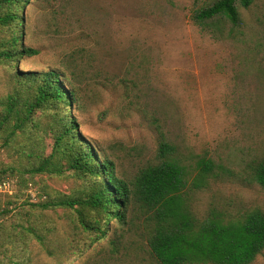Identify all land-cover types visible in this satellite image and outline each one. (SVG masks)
<instances>
[{"label": "rangeland", "instance_id": "374dc122", "mask_svg": "<svg viewBox=\"0 0 264 264\" xmlns=\"http://www.w3.org/2000/svg\"><path fill=\"white\" fill-rule=\"evenodd\" d=\"M206 1L28 0L21 9L20 32L23 45L37 55L22 54L16 64L0 60V97L11 90L17 71L87 74L90 80L79 84L72 115L84 138L110 152L120 176L130 178L156 162L163 137L186 157L211 158L225 169L201 190H186L198 218L214 213L235 219L251 209L264 211V188L248 179V166L264 154V52L254 50L255 42L264 43V0L240 10L242 33L234 41L215 40L192 23L191 11ZM11 32L0 26V44ZM137 75L145 87L124 95L121 80L127 84ZM37 122L45 127L47 115L38 113ZM39 136V148L47 153L49 137ZM20 164L26 160L14 148H0V169ZM3 181L0 264H158L138 242L128 244L127 256L120 248L108 258L106 239L68 252L74 213H38L23 205L35 200L39 189L78 194L80 180L35 175L27 190L16 176ZM26 210L35 214L31 222L51 229L44 247L16 228L28 225ZM124 237L122 246L126 237L136 240ZM251 264H264V251Z\"/></svg>", "mask_w": 264, "mask_h": 264}, {"label": "trees", "instance_id": "16d2710c", "mask_svg": "<svg viewBox=\"0 0 264 264\" xmlns=\"http://www.w3.org/2000/svg\"><path fill=\"white\" fill-rule=\"evenodd\" d=\"M255 2L207 0L191 11L190 20L215 40L234 41L242 33L240 10H249ZM27 3L0 0V26L12 31L10 39L0 44L1 61L16 64L22 54L37 55V50L23 45L20 32L21 9ZM254 50L264 52V43L255 42ZM17 72L11 90L0 97V148H14L26 165L1 168L0 185L4 177L16 176L20 187L27 190L33 176L42 174L80 180L83 187L78 194H51L39 189L35 200L23 202L38 213L56 209L74 213L68 252L84 251L106 239L108 258L118 255L120 248L127 256L128 244L138 242L158 264H251L264 251V211L255 208L226 219L214 213L198 218L192 209L186 190L204 188L217 172L225 171L222 165L204 156L186 157L162 137L156 162L139 168L130 178L120 176L110 152L84 138L72 115L77 88L82 82L88 84L90 77L57 69ZM126 82L131 88L121 80L124 95L146 84L139 75ZM38 113L48 117L43 128L37 122ZM39 134L49 137L47 153L39 148ZM248 170L249 182L264 188V154ZM4 213L0 212V217ZM23 215L28 225L16 228L44 247L45 235L51 229L31 222L34 213L26 210ZM126 235L136 240L126 237L127 245L122 246ZM25 236L20 235V239L25 241ZM46 252L56 255L54 250Z\"/></svg>", "mask_w": 264, "mask_h": 264}]
</instances>
